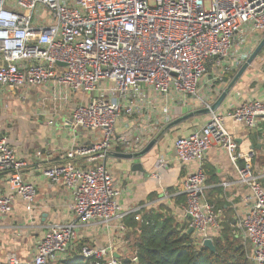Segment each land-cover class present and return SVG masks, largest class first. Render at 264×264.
Instances as JSON below:
<instances>
[{"label": "built area", "instance_id": "obj_1", "mask_svg": "<svg viewBox=\"0 0 264 264\" xmlns=\"http://www.w3.org/2000/svg\"><path fill=\"white\" fill-rule=\"evenodd\" d=\"M259 30L264 31V0H0V96L2 90L47 86L59 108L75 99L70 109L75 127L100 132V139L69 149L61 155L62 163L42 170L45 179L70 190L77 221L50 227L31 264L64 258L73 249L80 223L109 227L123 217L120 191L102 162L108 152L116 143L128 149L142 146L171 122L169 100L179 94L197 97L209 64L221 73L242 64L245 50L233 56V47L242 48L247 35ZM209 112L199 131L174 141L177 160L197 163L182 181L186 229H194L197 241L212 239L219 228L221 211L202 195L204 156L216 143L227 152L238 183L249 190L237 225L251 246L252 263L264 264V186L252 170L251 154L240 152L224 127L227 117L247 128L264 124V101L247 99ZM119 121L126 124L117 136ZM81 158L87 166L71 162ZM163 164L157 162L158 167ZM26 167L27 161L0 136V174L9 188L0 195V214L11 211L15 197L33 202L36 190L23 178ZM79 254L89 264H122L110 245H84ZM6 260L21 264L14 253Z\"/></svg>", "mask_w": 264, "mask_h": 264}, {"label": "crops", "instance_id": "obj_2", "mask_svg": "<svg viewBox=\"0 0 264 264\" xmlns=\"http://www.w3.org/2000/svg\"><path fill=\"white\" fill-rule=\"evenodd\" d=\"M263 37L264 31L250 32L242 48L234 45L232 55H238L245 50L247 60ZM246 60L225 73L209 64L204 78L199 83L197 97L182 98V94H179L181 98L176 96L169 100L171 122L204 108L201 99L210 105L215 102ZM46 89L47 86H39L15 90L23 92V98L12 103V112L5 109L4 102L11 98L15 91L1 92L0 136L6 137L14 152L27 161L23 178L33 183L36 191L31 204L15 197L11 211L0 214V264H7L9 253H14L21 264H31L37 243L50 227L77 221L71 210L70 190L62 184L45 179L42 170L62 163L61 155L69 149L100 139L99 131L81 129L71 123L70 109L76 105L75 99L59 108L58 102H53L49 98ZM147 93H150L155 102L158 101L159 98L155 97V94L148 90ZM247 99L264 101V47L236 79L216 110L225 111ZM209 117V111L199 112L173 126L168 127L169 123L161 126L142 146L135 149L125 148L120 143L114 144L102 162L120 191L117 202L124 212L123 217L111 222L109 227L99 222L80 223L73 249L64 258L50 264H61L67 258H74V252L79 254L80 248L84 245L96 247L110 245L114 256L121 263L125 259H136L137 235L135 229L126 224L128 220L130 221L128 218L132 216L134 222L142 223L145 217L157 215L159 219H169L173 226L183 228L187 232L189 216L182 208L185 200L182 181L196 170L197 163L194 161L182 163L177 160L174 141L178 137L199 131ZM122 119L125 120L127 117L123 116ZM125 124L118 122L117 136L122 134ZM261 125L247 128L230 117L224 120V127L235 138L238 150L251 154L252 170L259 176L264 186V127ZM153 140L155 143L144 154L134 158L116 155L137 154ZM71 162L87 166L83 158ZM157 162L164 164L158 167ZM135 164H140L142 169L135 168ZM238 164L241 165L242 160H239ZM202 167L205 175L202 195L207 202L221 211L219 228L214 237L223 229L230 230L237 243L243 245L249 255L251 246L237 225L247 209L248 188L238 183L237 171L227 152L216 143H213L205 153ZM8 193L6 177L0 174V195ZM135 216L140 218L137 220ZM121 226L124 229H121ZM189 234L194 236L193 232ZM202 240L194 241L202 245Z\"/></svg>", "mask_w": 264, "mask_h": 264}, {"label": "trees", "instance_id": "obj_3", "mask_svg": "<svg viewBox=\"0 0 264 264\" xmlns=\"http://www.w3.org/2000/svg\"><path fill=\"white\" fill-rule=\"evenodd\" d=\"M133 218H128L126 224L137 235L136 259H125L122 264H253L230 230L223 229L213 237L215 251H211L196 244L192 234L173 226L169 219L161 220L154 215L138 223ZM74 254V258H67L61 264H89L80 254Z\"/></svg>", "mask_w": 264, "mask_h": 264}, {"label": "water", "instance_id": "obj_4", "mask_svg": "<svg viewBox=\"0 0 264 264\" xmlns=\"http://www.w3.org/2000/svg\"><path fill=\"white\" fill-rule=\"evenodd\" d=\"M264 47V37L260 40V42L258 43V45L254 48L253 52L251 53V55L249 56V58L246 60V62L241 66V68L238 70L236 76L233 78V80L229 83V85L225 88V90L219 95V97L216 99L215 102H213L209 108H202L200 110H195L193 112H190L184 116L178 117L175 120H173L171 123L168 124V127L173 126L175 124H178L179 122L183 121L184 119L192 116L193 114H197L199 112H208L210 110L214 111L216 110L221 102L223 101V99L226 97L228 91L230 90V88L232 87V85L234 84V82L236 81V79L240 76V74L246 69V67L253 61V59L258 55V53L262 50V48ZM62 64V63H59ZM155 143V140L151 141L145 148L143 151L137 153V154H126V153H116V155H118L119 157H123V158H134L138 155L144 154L145 152H147L149 150V148ZM135 168H141L140 164H135L134 165ZM188 233H192L194 232L193 228H188L187 230ZM202 245L207 247L208 249H210L211 251H215V246L212 242L211 238H204L202 240Z\"/></svg>", "mask_w": 264, "mask_h": 264}, {"label": "rangeland", "instance_id": "obj_5", "mask_svg": "<svg viewBox=\"0 0 264 264\" xmlns=\"http://www.w3.org/2000/svg\"><path fill=\"white\" fill-rule=\"evenodd\" d=\"M95 94H97V93L96 92H92V95H95ZM86 97H87V95H86ZM21 98H23V92H17V91L13 92L12 93V97L6 99L5 102H4L5 109H9L10 111L11 110L13 111V109L11 108L12 105H13L12 103L15 102V101L18 102Z\"/></svg>", "mask_w": 264, "mask_h": 264}]
</instances>
